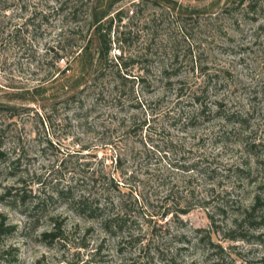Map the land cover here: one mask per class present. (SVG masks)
Wrapping results in <instances>:
<instances>
[{
  "label": "rangeland",
  "instance_id": "1",
  "mask_svg": "<svg viewBox=\"0 0 264 264\" xmlns=\"http://www.w3.org/2000/svg\"><path fill=\"white\" fill-rule=\"evenodd\" d=\"M0 151V264H264V0H0Z\"/></svg>",
  "mask_w": 264,
  "mask_h": 264
},
{
  "label": "trees",
  "instance_id": "2",
  "mask_svg": "<svg viewBox=\"0 0 264 264\" xmlns=\"http://www.w3.org/2000/svg\"><path fill=\"white\" fill-rule=\"evenodd\" d=\"M3 157V153L0 151V158ZM64 194H66V191H62ZM62 192H58V195L62 196ZM72 204H71V209H73L77 215L82 216L84 218H93L96 217V212L102 211L100 208H98V206H96L95 204L93 205L92 203L87 202L86 199H82V198H78L75 201L72 200ZM5 219H0V238L10 234L13 230L14 227L13 226H9L6 225ZM101 220V224L103 226L104 229L109 230L111 229L110 226L113 225V227L119 226V222L117 221L116 218L114 219H103L100 218ZM118 228V227H117ZM60 233L58 229H53L52 232L48 233V234H43V237H50L52 241H55L59 238Z\"/></svg>",
  "mask_w": 264,
  "mask_h": 264
}]
</instances>
